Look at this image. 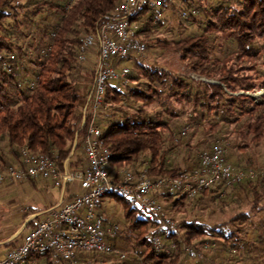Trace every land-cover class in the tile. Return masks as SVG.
<instances>
[{"label":"trees","instance_id":"trees-1","mask_svg":"<svg viewBox=\"0 0 264 264\" xmlns=\"http://www.w3.org/2000/svg\"><path fill=\"white\" fill-rule=\"evenodd\" d=\"M119 1L76 0L66 9V0H0V170L19 161V150L23 147L33 154L47 155L60 171L68 158L71 171L85 167L78 109L87 96L74 80V74L80 73V68L85 69L78 62L77 48L80 38L92 33L102 18L111 15ZM168 3L169 0H162L161 7ZM179 3L185 6L179 16L188 12L184 18L189 24L198 23L196 31L184 35L181 30V36L171 40L153 37L160 22L154 10L147 7L137 12L134 21L139 24L136 36L145 50L157 48L175 55L185 67V74L173 75L166 68L146 66L137 61L138 56H129L128 60L135 62L145 81L135 82L133 87H129V83L126 93L109 84L105 102L119 103L122 96L130 97L142 111L160 100L161 93L170 91L167 97L176 102L192 103L194 113L210 118L206 124L194 116L190 126L186 125L192 128L191 137L198 132L212 136L208 145L202 147L203 151L209 149L214 143L213 137L222 131L228 133L223 142L229 150L231 139L236 140L238 151L249 147L240 146L242 140H247L249 145L264 142V94L256 102L254 97L241 93L264 89V0H216L213 3L211 0H179ZM193 10L194 14L191 13ZM199 10L204 13V21L195 18ZM43 11L52 13L56 23L40 30L43 35L37 40L33 36L30 38L32 32H23L31 49L27 51L22 42H13L9 29L15 27L20 32L22 23L31 21ZM44 37L49 41L46 44ZM31 55L34 58H30ZM24 58L35 67L32 83L28 85H22L24 76L20 74ZM133 78L130 74V82ZM139 85L143 88H138ZM164 112L175 116L170 110ZM160 116H120L114 121L107 120L108 129L102 138L113 153L108 172L114 179L117 180L126 170L136 172L141 154L148 155L149 176H176L181 171V166L170 165V150L177 144L173 143L174 132L169 121L162 114ZM120 120L124 123L120 124ZM198 159L199 156L194 166ZM228 160L231 162L230 156ZM233 165L254 170L264 167L253 163L251 157L236 158ZM221 188L222 184H219L192 199L181 194L176 198L175 193L161 194L159 199L169 204L168 209L172 212L183 216L186 200L195 201V207H199L206 200L220 197ZM235 190L246 194L251 210L264 209V179L258 177L233 185L225 194ZM110 195L125 204L126 227L135 234V251L139 255L134 258L141 264H183L186 256H198L203 249H213L204 247L208 238L221 241L224 250L231 249L239 255L245 247L247 232L241 225L249 219L245 212L222 224L210 225L195 215L172 226L150 221L143 210L130 206L125 198ZM233 222L242 229L241 236L227 228ZM154 236L163 241V249L153 247L151 240ZM11 243L4 244V247ZM165 248H169L167 253ZM262 254L264 252L259 251L254 257ZM88 259L83 255L78 259L77 256L76 264H85ZM42 261L45 264H67L52 253L32 254L25 264H42Z\"/></svg>","mask_w":264,"mask_h":264},{"label":"built area","instance_id":"built-area-1","mask_svg":"<svg viewBox=\"0 0 264 264\" xmlns=\"http://www.w3.org/2000/svg\"><path fill=\"white\" fill-rule=\"evenodd\" d=\"M75 1L66 0L65 8ZM161 6L162 0H120L111 15L102 18L92 33L80 38L78 62L82 65L89 61L90 55L94 56L92 86L78 109L85 167L71 171L68 158L60 171L47 155L33 154L23 147L19 150L18 163L0 170V184L43 177L52 179L55 185L64 184L71 191L77 185L80 195L50 209L19 244L0 255V264H25L32 254L47 253L67 264H76L78 253H114L123 259L124 255L112 245L119 226L108 225L96 213L100 199L106 195L125 198L130 206L143 210L150 221L174 226V222L165 220L167 211L159 199L161 194H182L192 199L200 192L222 184L223 195L233 185L258 177L264 179V169L237 168L229 162L230 150L221 141L201 152L196 166L181 170L176 176H149L147 163L136 172L123 171L117 180L109 174L108 165L113 153L104 143L103 132L97 125L99 112L107 107L105 95L109 84L126 86L130 83L131 66L126 64L129 56H140L145 52V46L136 36L139 29V24L134 21L137 12L143 7L155 10ZM182 15L186 17L189 13L184 11ZM188 131L189 127L183 126L174 133L173 143L178 144ZM151 243L155 249H163L159 237L154 236ZM203 244L206 248L215 247L214 243ZM168 249H164L166 253Z\"/></svg>","mask_w":264,"mask_h":264},{"label":"rangeland","instance_id":"rangeland-1","mask_svg":"<svg viewBox=\"0 0 264 264\" xmlns=\"http://www.w3.org/2000/svg\"><path fill=\"white\" fill-rule=\"evenodd\" d=\"M215 1L216 0H211L212 3ZM184 8L185 6L179 3V0H169V3L166 7H158L155 9L154 12L160 22V26L153 32L152 36L171 40L173 38L180 37L181 30L183 31L184 35L196 31L198 29V23L194 25L189 24V21H187L183 15L179 16ZM27 16L31 15L27 14ZM195 18L199 21H204V13L201 10L197 11ZM55 23V16H53L52 13L43 11L42 13L34 16L31 21H25L22 23L20 32L16 31L15 27H13L9 29V33L13 39V42H22V47L28 51L31 48L27 44L28 38H24V33L26 31L27 33L32 32L30 34V38L33 36L34 39L37 40L43 35L40 30H43L50 24L52 25ZM48 42V38L44 37V43L46 44ZM25 56L26 55H24V57ZM30 58H34V55H31ZM92 59H89L87 63L82 64L85 68L84 70L80 68V73L78 72V74H74V80H76L75 82H77L82 93L84 94L87 93L89 88L91 89L93 82ZM137 61L146 66L166 68L168 72L173 75H182L185 74L184 72L186 71L185 67L179 62L175 55L167 52L164 53L157 48H146L145 52L137 57ZM126 64L131 66V76L134 77V80L130 82V85L128 84L129 87H133L135 82L143 83L145 80L140 76L138 66L135 65V62L133 60H127ZM20 69V74L24 76V82L22 85L31 84L33 79L32 72L35 70V67L28 63L24 58L23 63L20 65ZM90 73H92V76H90ZM188 75L193 76L191 73H188ZM193 77L195 78V76ZM196 78L202 79L197 76ZM113 85H115L122 93H126L129 88L125 85H120L117 83H113ZM138 88H143V85H139ZM241 93L254 97L256 102H258L261 96L260 94H264V89L260 88L254 90V92ZM166 94H170V91L161 93L160 100L155 102L149 108L142 109V111L138 109V104L134 103V100L130 97L122 96L119 103L106 102L107 107L100 110L99 112L97 125L102 132H105L108 129L107 120L114 121L120 116L123 118L125 116L154 118L156 115L160 116L162 114L169 121L173 132L176 133L183 126H190V121L194 116L198 117L202 123H206V121L210 119L209 117H202L198 112L194 113L192 103L176 102L173 98L167 97ZM165 110L172 111L175 116L168 115L164 112ZM119 123L123 124L124 120H120ZM191 129L192 128H189L188 134L181 138V142L179 141L180 144L173 146L170 150L172 153L169 155V160L171 162L170 165L181 166V170L183 167L184 169H189L192 167L191 165L195 164L199 154L204 150L202 147L207 146V142L212 140L211 135L203 136V134H200L199 132L195 137H191ZM223 134L224 131L220 132L219 136L216 138L213 137V141L223 142V137H227L228 133L224 135ZM229 143L231 144L230 161L232 164L236 158L244 160L251 157V161L253 163L264 166V142L257 145H249L247 140H242L239 143L240 146H249L247 149L242 151L237 150L235 139H231ZM146 157L148 158L147 154H141L136 166L137 170L144 166L146 163ZM10 164L15 165L17 163L12 162ZM244 169L253 168L250 167ZM261 169H264V167ZM229 192L230 191H228V194L220 195V197L214 198L213 200H206L201 205H199V207H195V201L191 202L190 200H186L187 204L184 206L186 213L183 216L180 215L179 212H172L171 209H168L169 204L161 201L162 205L167 208V217L165 219L166 222L167 220H170L175 223L183 218L190 220L196 215L201 219L200 221L213 225L229 222L233 216H236L240 212H245L249 216L248 221L241 224L246 229L247 236L245 241L246 243L244 245L245 247L241 251L240 255L239 253H233V250L231 249L224 250L221 241L208 238V242H214L215 247L213 249H203L198 256H186L183 264H255L256 261H258L259 264H263L262 261H264V254H262L261 257H254V255L259 253V251L264 252V249H262V247H264V209L251 210L249 208L250 199L246 197L245 193H242L239 190H235L230 193ZM46 194L48 193L45 191L41 192L38 189H34L31 183L27 181H16L14 183L0 184V219L4 218L6 215L17 212L22 207H28L31 205H37L39 208L42 207V205H45L50 197ZM175 197L179 198V195L176 194ZM125 211L126 207L123 201L115 199L112 195H106L100 199L99 205L96 209V213H98V215H100L108 225L117 224L119 226V233L117 238L113 241V246H115V249L124 255V258L120 259L115 254L105 255L101 253L104 255L103 259L100 258L102 255L99 253L91 252L78 253V259H80L81 255L89 258L88 262L85 264H141V261H136L134 258L135 256L139 257L138 253L135 251L137 250L134 243L135 234L130 233L127 230ZM236 223L237 222L229 223L227 228H230L229 230H231L236 235L241 236L242 229ZM42 264H45V261H42Z\"/></svg>","mask_w":264,"mask_h":264},{"label":"crops","instance_id":"crops-1","mask_svg":"<svg viewBox=\"0 0 264 264\" xmlns=\"http://www.w3.org/2000/svg\"><path fill=\"white\" fill-rule=\"evenodd\" d=\"M92 57L94 58L93 55H90L89 59H92ZM89 91L90 88L87 91L86 96ZM17 162L15 161L14 163ZM191 166L193 167L194 165ZM21 181L31 183L34 189H38L41 192L45 191L48 193L46 195L50 197L46 204L42 205L40 208L37 205L22 207L17 212L6 215L4 218L0 219V255L12 248V246L19 244L22 241L23 236L34 226L35 222L44 219L49 214L50 209L57 204L68 202L75 196L80 195L77 185H75L74 189L71 191L64 184L55 185L54 181L50 178L38 177L35 179H25ZM9 242L12 243L9 244L8 247H4V244Z\"/></svg>","mask_w":264,"mask_h":264}]
</instances>
